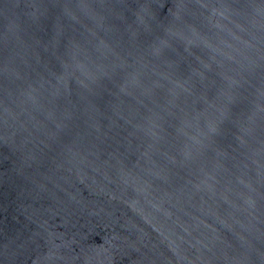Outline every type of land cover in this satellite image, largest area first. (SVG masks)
Returning a JSON list of instances; mask_svg holds the SVG:
<instances>
[{
  "label": "water",
  "instance_id": "95a60500",
  "mask_svg": "<svg viewBox=\"0 0 264 264\" xmlns=\"http://www.w3.org/2000/svg\"><path fill=\"white\" fill-rule=\"evenodd\" d=\"M0 264H264V0H0Z\"/></svg>",
  "mask_w": 264,
  "mask_h": 264
}]
</instances>
